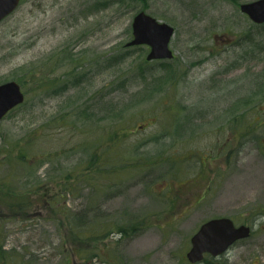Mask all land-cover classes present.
<instances>
[{
    "label": "rangeland",
    "instance_id": "374dc122",
    "mask_svg": "<svg viewBox=\"0 0 264 264\" xmlns=\"http://www.w3.org/2000/svg\"><path fill=\"white\" fill-rule=\"evenodd\" d=\"M249 1L22 0L0 22V83L25 92L0 121V264H83L97 247L89 264H192L191 237L219 216L252 234L194 264H264V24ZM141 9L175 27L173 58L127 45ZM79 215L113 232L80 245L65 223Z\"/></svg>",
    "mask_w": 264,
    "mask_h": 264
},
{
    "label": "water",
    "instance_id": "95a60500",
    "mask_svg": "<svg viewBox=\"0 0 264 264\" xmlns=\"http://www.w3.org/2000/svg\"><path fill=\"white\" fill-rule=\"evenodd\" d=\"M20 0H0V21L14 11ZM241 11L257 23H264V0L243 2ZM175 27L141 10L132 21V39L127 45L147 44L150 50L148 60L169 59L174 56L170 46ZM25 101V92L16 80L0 83V121L14 107ZM252 227L248 224L237 225L231 217L219 216L201 224L191 237V247L187 258L192 263L203 260L205 254L219 256L226 252L236 241L248 238ZM221 264H231L223 262Z\"/></svg>",
    "mask_w": 264,
    "mask_h": 264
},
{
    "label": "trees",
    "instance_id": "16d2710c",
    "mask_svg": "<svg viewBox=\"0 0 264 264\" xmlns=\"http://www.w3.org/2000/svg\"><path fill=\"white\" fill-rule=\"evenodd\" d=\"M113 133L114 134H118L119 132L115 130ZM125 134H127V133L126 132H123V133H120L119 136L125 135ZM96 159L97 160L100 159L99 156H97L95 159H93V162H95ZM152 160L153 159H151L150 162H153ZM147 161H149V159ZM142 163H145V162H142ZM138 164H141V163H138ZM93 169H94V167H93ZM95 169L102 171V168L99 165H97V167ZM65 223L67 224L70 233L74 237H76V239H79L80 240L79 241V244L80 245L85 244L84 242H85L86 239L87 240H91V241H96V240H99V239L107 238V237L110 236V233L113 232L111 230V228H110V229L106 230L101 236H99L98 234H95L94 228H89L88 222H85L84 216H81V215L74 216V219H72L71 216H67L66 219H65ZM94 243H96V242H94ZM97 253H100L98 251V247L96 248V252L87 253L88 255H91V256H88V255L85 256V255H83L84 257H82L81 262L83 264H89L92 259L100 256V254H97Z\"/></svg>",
    "mask_w": 264,
    "mask_h": 264
},
{
    "label": "flooded vegetation",
    "instance_id": "af4514ba",
    "mask_svg": "<svg viewBox=\"0 0 264 264\" xmlns=\"http://www.w3.org/2000/svg\"><path fill=\"white\" fill-rule=\"evenodd\" d=\"M21 1H22V0H20L19 5L21 4ZM241 4H242V3H241ZM241 4H240V5H241ZM141 10H145V9H141ZM141 10H139V11H141ZM139 11H138V12H139ZM145 11H146V10H145ZM13 12H14V11H13ZM138 12H136V13H138ZM146 12H147V11H146ZM11 13H12V12H11ZM11 13H10V14H11ZM136 13H135V14H136ZM147 13H148V12H147ZM149 14H150V13H149ZM244 14H245V13H244ZM7 16H8V15H7ZM7 16H6V17H7ZM134 16H135V15H134ZM152 16H153V15H152ZM247 16H248V15H247ZM154 17H155V16H154ZM248 17H249V16H248ZM261 24H264V23H261ZM216 38H217V37H216ZM233 115H234V114H233ZM231 118H232V117H231ZM233 128H234V127H233ZM223 262H229V261H227V260H225V261H221V262H219L218 264H221V263H223ZM229 263H230V262H229ZM231 264H232V263H231Z\"/></svg>",
    "mask_w": 264,
    "mask_h": 264
}]
</instances>
